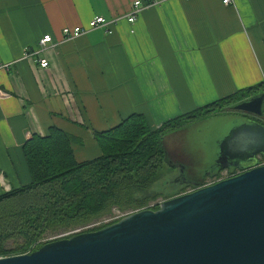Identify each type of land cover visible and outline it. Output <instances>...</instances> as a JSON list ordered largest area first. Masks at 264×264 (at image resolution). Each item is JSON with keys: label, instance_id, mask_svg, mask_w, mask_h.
Returning <instances> with one entry per match:
<instances>
[{"label": "crops", "instance_id": "crops-1", "mask_svg": "<svg viewBox=\"0 0 264 264\" xmlns=\"http://www.w3.org/2000/svg\"><path fill=\"white\" fill-rule=\"evenodd\" d=\"M131 2L0 0V193L30 181L33 134L64 131L85 161L101 154L94 133L133 113L156 128L264 81V0H159L130 23ZM96 15L118 17L111 32L63 38Z\"/></svg>", "mask_w": 264, "mask_h": 264}, {"label": "water", "instance_id": "water-1", "mask_svg": "<svg viewBox=\"0 0 264 264\" xmlns=\"http://www.w3.org/2000/svg\"><path fill=\"white\" fill-rule=\"evenodd\" d=\"M229 108L231 125L215 136V162L202 180L181 182L192 191L30 253L0 257V264H264V165H256L264 157V92ZM163 146L164 162L186 167ZM222 169L240 173L203 184Z\"/></svg>", "mask_w": 264, "mask_h": 264}, {"label": "trees", "instance_id": "trees-1", "mask_svg": "<svg viewBox=\"0 0 264 264\" xmlns=\"http://www.w3.org/2000/svg\"><path fill=\"white\" fill-rule=\"evenodd\" d=\"M258 92H264V81L156 128L133 113L116 126L94 133L101 154L80 162L74 159L71 137L64 131L50 127L44 136L31 135L22 146L30 181L0 193V257L34 251L46 225L57 221L87 222L111 206L122 212L146 209L153 196L148 188L165 163L162 136L196 119L231 111V104ZM9 240L13 247H7Z\"/></svg>", "mask_w": 264, "mask_h": 264}, {"label": "rangeland", "instance_id": "rangeland-1", "mask_svg": "<svg viewBox=\"0 0 264 264\" xmlns=\"http://www.w3.org/2000/svg\"><path fill=\"white\" fill-rule=\"evenodd\" d=\"M226 112H220L208 116L204 119H196L186 126L172 130L162 137V141L169 150L170 156L174 158V161H177L181 167L171 168L168 161L163 163L162 168L159 171V177L153 181L148 188V191L152 193V197L149 198L146 202L150 204L153 203L155 208H158L159 204L168 198L174 197L176 195L192 191L194 187L191 185H185L181 183L183 181H200L202 180L205 172L209 170L211 165L216 160V146L215 142L217 135H222L228 131L231 122L229 118H226ZM261 123H264V117L260 119ZM200 141L202 144L201 147H198L197 141ZM190 144L188 147L187 144ZM202 151H205L204 154ZM258 157V156H257ZM168 160V158H167ZM258 162L256 165H264V157L259 156L257 159ZM184 172L181 173V171ZM224 172H221L213 177H204L203 184L206 182L212 183L218 177H223ZM141 196L142 193H138L136 196ZM147 204V206L149 205ZM146 206V207H147ZM143 209V207H142ZM132 211L122 212L115 206H111L108 209L100 212L97 216H91L87 222L77 223L76 219L72 222L59 223L58 221L51 225H46V228L40 234L39 238L35 242L36 247H40L45 242L64 238L70 236L74 233L76 229L83 228L87 225L93 224L94 228L107 225L106 220H113L120 215H126ZM14 243L12 240L7 242V247H13Z\"/></svg>", "mask_w": 264, "mask_h": 264}, {"label": "built area", "instance_id": "built-area-1", "mask_svg": "<svg viewBox=\"0 0 264 264\" xmlns=\"http://www.w3.org/2000/svg\"><path fill=\"white\" fill-rule=\"evenodd\" d=\"M158 2H159V0H132L130 12L126 15L127 21L130 23L134 22L137 13L139 11H141L142 8H144L145 6L155 5ZM229 2H230V0H222L223 4H227ZM117 20H118V17H115L112 19H106L103 16L96 15V16L90 18L87 21L86 25L65 26V27H63L61 32H62L63 38L66 40L76 39L77 37L84 35L88 30H92V29L100 28V27H103L107 32H111L109 25L112 23H115ZM51 43H52V37L49 34H45L39 41L41 48H44L47 44H51ZM38 62H39V65L41 67H47L48 66V61L44 58L39 59ZM258 158H259V156L257 157V159ZM221 172H224L225 175H223V177L220 176V177L216 178V180L213 181L212 183L240 173L239 170H235L233 173H230L227 169H222L219 171V173H221ZM207 184H211V183L206 182L205 185H207ZM154 205H153V203L152 204L149 203V205L146 207V209H153ZM124 216L125 215L123 214V215L116 217L113 220L108 219L105 221V223L108 225L110 223H113V222L119 220L120 218H122ZM92 229H94V225L90 224V225H87L83 228L76 229L72 233L77 234V233L84 232V231H91Z\"/></svg>", "mask_w": 264, "mask_h": 264}, {"label": "flooded vegetation", "instance_id": "flooded-vegetation-1", "mask_svg": "<svg viewBox=\"0 0 264 264\" xmlns=\"http://www.w3.org/2000/svg\"><path fill=\"white\" fill-rule=\"evenodd\" d=\"M224 112H227V110H226V111H224ZM263 117H264V114L262 115V117H261V118H263ZM261 118H260V119H261ZM260 119H259V122H260Z\"/></svg>", "mask_w": 264, "mask_h": 264}]
</instances>
